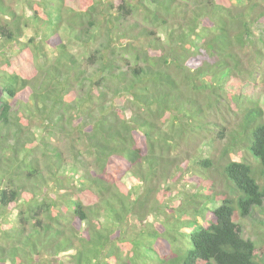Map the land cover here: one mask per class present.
Segmentation results:
<instances>
[{"label":"trees","instance_id":"1","mask_svg":"<svg viewBox=\"0 0 264 264\" xmlns=\"http://www.w3.org/2000/svg\"><path fill=\"white\" fill-rule=\"evenodd\" d=\"M26 4L0 0V264H264V0Z\"/></svg>","mask_w":264,"mask_h":264},{"label":"rangeland","instance_id":"2","mask_svg":"<svg viewBox=\"0 0 264 264\" xmlns=\"http://www.w3.org/2000/svg\"><path fill=\"white\" fill-rule=\"evenodd\" d=\"M9 2H11L13 8L16 10L17 13L25 12L27 14H32V11L29 10L26 4V0H9ZM25 34L26 38H28L33 35V30L30 27H27L25 30ZM68 47L70 48L72 53L79 57L81 61L84 59L85 56L88 55V51L86 50V48L80 44H74L69 41ZM45 52L47 53L49 60H53L57 55V53L49 47H45ZM261 105L264 106V101L261 103ZM55 142L59 145L61 149H63L66 145V139L64 137L58 138V140ZM123 177V179L129 180L127 175ZM240 221L244 231V237L257 241L258 236L262 232L261 222L264 221V202L262 206H257L253 208L251 210L250 215L241 218Z\"/></svg>","mask_w":264,"mask_h":264}]
</instances>
